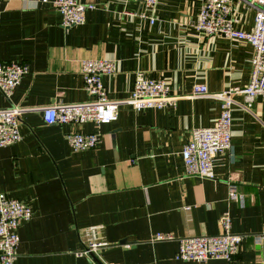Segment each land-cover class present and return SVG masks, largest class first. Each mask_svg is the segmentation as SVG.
<instances>
[{"label":"crops","instance_id":"crops-1","mask_svg":"<svg viewBox=\"0 0 264 264\" xmlns=\"http://www.w3.org/2000/svg\"><path fill=\"white\" fill-rule=\"evenodd\" d=\"M80 1L93 8L69 29L51 0L1 2L0 60L29 65L8 99L0 92V107L23 108L21 139L0 147V192L32 210L18 227L13 264H264V101L245 108L243 95L234 96L231 147L214 178L186 175L181 156L191 131L216 121L213 95L248 83L252 47L198 34L191 24L202 0H158L153 23L137 0ZM234 17L238 28L253 25L252 10L235 7ZM106 58L116 60V72L101 76L110 98H126L142 71L168 81L175 104L141 111L122 104L115 121L99 126L45 123L43 107L88 100L81 61ZM198 84L206 94H193ZM68 131L98 133V143L75 151ZM224 211L232 231L245 235L229 263L179 260L177 239L152 240L157 232L217 234ZM91 228L107 244L79 255Z\"/></svg>","mask_w":264,"mask_h":264},{"label":"built area","instance_id":"built-area-1","mask_svg":"<svg viewBox=\"0 0 264 264\" xmlns=\"http://www.w3.org/2000/svg\"><path fill=\"white\" fill-rule=\"evenodd\" d=\"M43 2L49 0H42ZM143 3L145 12L142 18L155 21L153 15L158 0H137ZM0 0V7H1ZM60 13V25L63 28L81 25L85 22V11L93 5L80 0H51ZM241 6L254 12L253 25L248 30L238 28L234 10ZM149 16H148V14ZM198 34L217 36L230 40H242L252 47L251 70L248 83L241 89L228 88L215 97L220 100V113L208 127H197L191 131L190 138L183 145L181 156L186 175L201 178H214V168L218 157L231 147L232 110L234 96L242 94L243 107H249L256 98L264 101V0H202L197 18L191 24ZM29 65L23 61L0 60V92L9 98L22 77L28 73ZM116 72L115 59H83L81 74L83 88L89 98L77 103H56L42 108V118L47 124L92 122L99 126L111 123L118 117L122 104H128L135 111L147 108L172 106L177 96L172 93L171 85L163 78H147L137 71L133 89L124 99L109 97L102 75ZM207 93L204 84L194 86V95ZM23 108L18 106L0 107V147L10 146L21 139L20 122ZM65 138L75 151L94 148L98 143V133H80L68 131ZM237 192L230 186L228 198L234 199ZM32 216L28 203L0 192V264H13L19 243L18 227L22 221ZM219 232L213 235H194L176 238L171 233L157 232L153 241L177 239L178 249L175 258L185 261L206 262L211 259H223L228 263L240 249L244 234L231 229L229 211L219 217ZM92 239L78 252L91 255L99 247L106 245L97 241L91 228Z\"/></svg>","mask_w":264,"mask_h":264},{"label":"water","instance_id":"water-1","mask_svg":"<svg viewBox=\"0 0 264 264\" xmlns=\"http://www.w3.org/2000/svg\"><path fill=\"white\" fill-rule=\"evenodd\" d=\"M124 242H126L125 240H123V241H121L120 243H124Z\"/></svg>","mask_w":264,"mask_h":264},{"label":"rangeland","instance_id":"rangeland-1","mask_svg":"<svg viewBox=\"0 0 264 264\" xmlns=\"http://www.w3.org/2000/svg\"><path fill=\"white\" fill-rule=\"evenodd\" d=\"M216 164H217V162H216ZM216 166V165H215Z\"/></svg>","mask_w":264,"mask_h":264}]
</instances>
